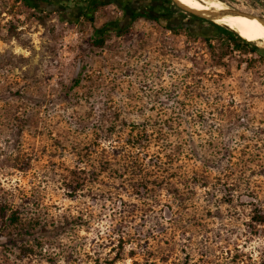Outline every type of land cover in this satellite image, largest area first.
<instances>
[{"label":"rangeland","instance_id":"obj_1","mask_svg":"<svg viewBox=\"0 0 264 264\" xmlns=\"http://www.w3.org/2000/svg\"><path fill=\"white\" fill-rule=\"evenodd\" d=\"M111 16L65 21L0 0V207L17 216L0 217V264H107L117 250L111 264H264V44L148 17L96 44ZM138 130L144 152L126 143ZM124 150L169 152L176 183L147 175L136 191Z\"/></svg>","mask_w":264,"mask_h":264},{"label":"flooded vegetation","instance_id":"obj_2","mask_svg":"<svg viewBox=\"0 0 264 264\" xmlns=\"http://www.w3.org/2000/svg\"><path fill=\"white\" fill-rule=\"evenodd\" d=\"M25 12L47 16L57 13L65 21H79L82 18L93 21L97 12H111L113 16L106 19L94 29L95 38H103L107 33H123L130 23L139 17H148L157 22L158 27L173 32L183 30L196 35H211L215 27L205 22L208 19L198 17L182 8L173 0H13ZM230 6L238 0H223ZM112 5L114 9L107 7ZM246 11L264 15V0H245L241 5Z\"/></svg>","mask_w":264,"mask_h":264},{"label":"trees","instance_id":"obj_3","mask_svg":"<svg viewBox=\"0 0 264 264\" xmlns=\"http://www.w3.org/2000/svg\"><path fill=\"white\" fill-rule=\"evenodd\" d=\"M205 22L215 27L216 32H214V34L200 36V35H196L190 32L188 33L193 36L202 37L203 39H206V40H210L211 38H214V37L223 36L228 44L232 43V45H234L236 48H238L239 46H251L253 50H258L256 46H253L249 41L240 37L237 33L229 29H226L212 21L205 20ZM94 33L96 35V32ZM95 35H94L95 43L102 44L104 39L101 37L95 38ZM143 133H146V131L144 130V132H140V130H138V136L136 137L137 140H133L131 136L128 137L129 142H126L127 145L131 148L137 149L138 151L144 152L145 143H142L143 140L141 138V135ZM123 153H126V155L124 156L128 157V161H125V166L130 167L131 170L134 172V175L135 173L138 175V176H134L135 178L138 177L137 179L139 180V182L134 184L133 186L134 189H136V191H138V189L146 187L145 185H147V180H149V178L146 177L147 175H149V177H152L151 179L154 182H159V183L162 182L166 185H173L176 183L175 179L177 176L175 175L178 174L177 171H175L176 174L174 173L173 175L167 174L168 170L170 169L172 165L170 163L174 161L173 158L169 155V152L167 151L162 152L163 157H166L168 159L167 161L166 160L164 161L161 159V157H158L157 162H150L149 160L141 162L142 159L130 154L131 153L130 151L126 152L124 150ZM105 161L106 162H103V161L98 162V166L95 171H94L93 166L90 171L86 170L84 166H78L77 169L71 170L68 185L74 191L81 189L87 181L94 180L95 178L98 177V175L103 173V171H106L108 169L107 164L109 163V159H106ZM200 185H204V184H200ZM0 217H1L2 224L4 225H6V222L7 224H17V216L13 212L9 215H6L5 206L0 207ZM258 218H259L258 221H263L264 215L258 216ZM130 252L134 253L133 250H131ZM119 254L120 252L119 250H117L116 254L107 261V264H111L113 261L118 259Z\"/></svg>","mask_w":264,"mask_h":264},{"label":"bare ground","instance_id":"obj_4","mask_svg":"<svg viewBox=\"0 0 264 264\" xmlns=\"http://www.w3.org/2000/svg\"><path fill=\"white\" fill-rule=\"evenodd\" d=\"M179 4L194 11L204 12L208 9L229 8L222 0H176ZM213 22L227 26L247 41L264 44V26L256 18L242 15H220L211 19Z\"/></svg>","mask_w":264,"mask_h":264},{"label":"water","instance_id":"obj_5","mask_svg":"<svg viewBox=\"0 0 264 264\" xmlns=\"http://www.w3.org/2000/svg\"><path fill=\"white\" fill-rule=\"evenodd\" d=\"M180 8L198 16V17H202V18H205V19H208L210 21H212L211 19L213 17H216V16H220V15H225V14H228V15H242V16H248V17H251V18H256L257 20H259V22L264 26V15H261V14H258V13H255L253 11H246V10H243L237 6H230L229 8H223V9H219V10H216V9H208L204 12H198V11H194V10H191L189 8H186L184 7L183 5L179 4L176 0H173ZM224 28L226 29H229L231 31H233L232 29L228 28L227 26H224L222 25ZM235 32V31H233ZM236 33V32H235Z\"/></svg>","mask_w":264,"mask_h":264}]
</instances>
